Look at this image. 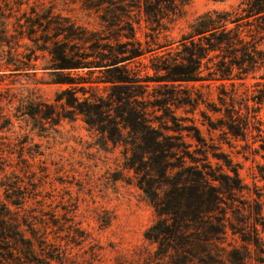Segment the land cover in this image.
<instances>
[{"label": "rangeland", "instance_id": "obj_1", "mask_svg": "<svg viewBox=\"0 0 264 264\" xmlns=\"http://www.w3.org/2000/svg\"><path fill=\"white\" fill-rule=\"evenodd\" d=\"M237 1L157 25L130 0H0V264H264V68L178 76L189 22ZM189 164L218 198L175 218Z\"/></svg>", "mask_w": 264, "mask_h": 264}, {"label": "trees", "instance_id": "obj_2", "mask_svg": "<svg viewBox=\"0 0 264 264\" xmlns=\"http://www.w3.org/2000/svg\"><path fill=\"white\" fill-rule=\"evenodd\" d=\"M130 1L132 6L143 13L145 21L158 25L164 18L171 20V17L182 15L183 6L190 0ZM162 1L166 2L163 6L160 5ZM181 39L185 42L183 48L188 63L185 68L179 69V80L210 78L243 81L248 73L264 68V48L261 46L264 42V0H238L228 8L205 10L189 22L188 30ZM257 78L259 80L254 82L250 97L254 103L251 106L253 112H258L264 103V70ZM189 168L194 175L191 181L196 184H187L190 180H184L180 185L174 184L175 206L169 207V210L174 213L175 218L189 215V210H184L181 204L188 207L194 201L191 205L196 210L211 211L218 198L219 190L209 184L203 170L196 164H189ZM158 169L161 172V166ZM179 196L182 198L177 201ZM161 232L160 222H157L145 231L144 236L157 240Z\"/></svg>", "mask_w": 264, "mask_h": 264}]
</instances>
